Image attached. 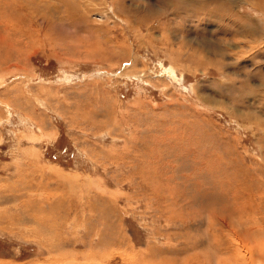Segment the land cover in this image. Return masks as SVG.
Listing matches in <instances>:
<instances>
[{"label": "rangeland", "instance_id": "rangeland-1", "mask_svg": "<svg viewBox=\"0 0 264 264\" xmlns=\"http://www.w3.org/2000/svg\"><path fill=\"white\" fill-rule=\"evenodd\" d=\"M176 1L0 0V264H264V0Z\"/></svg>", "mask_w": 264, "mask_h": 264}, {"label": "bare ground", "instance_id": "bare-ground-1", "mask_svg": "<svg viewBox=\"0 0 264 264\" xmlns=\"http://www.w3.org/2000/svg\"><path fill=\"white\" fill-rule=\"evenodd\" d=\"M172 2V1H171ZM177 2H179V3H177ZM165 3H167V2H165ZM167 4H169V3H167ZM177 4H178V6L180 7V8H183V7H186V6H190L192 3H190L189 2V0H187V1H183V0H178V1H176V6H177ZM199 5L200 6H202V7H213V6H219L220 5V2H218V1H216V0H211V1H202V2H200L199 3ZM211 5H213V6H211ZM197 17V16H196ZM200 43V42H199ZM169 71V70H168ZM171 71V70H170ZM169 71V72H170ZM170 73H172V76H173V72L171 71ZM175 73V72H174ZM67 179V178H66ZM69 180V179H68ZM74 181V180H73ZM75 185H73L72 187H74ZM79 186V185H78ZM77 188V187H76ZM49 191V190H48ZM53 194V193H52ZM51 195V193H47V197H49ZM225 222L223 223V225L224 226H227V227H229V222H227L226 220H224ZM231 225V224H230ZM213 228V230L215 229V226H214V224L212 225V227H211V229ZM211 229H210V231H211ZM217 230V229H216ZM233 230V229H232ZM256 230V229H255ZM259 230V229H258ZM249 233H251L250 231H248ZM233 234H235V236L237 237V240L234 242V245L236 246V248H235V251H239L240 249H241V247H243L244 248V250H245V252L247 253V255L249 256V259L248 258H246L245 257V255L244 256H242V258L246 261V263L248 262L246 259H248V260H250L251 259V257H252V253H251V251H250V249L248 248V246L250 245H245V244H247V243H249L248 242V236H243L242 234H239V233H233ZM236 239V238H235ZM219 240V239H218ZM216 244V247H218V248H220V245H221V242H217V243H215ZM226 244V243H225ZM255 247H257V248H259L262 252H263V249H264V246H263V244H259V242L257 243V245H255ZM223 248V247H222ZM233 248V247H232ZM54 250V249H53ZM55 252V251H54ZM251 253V254H250ZM72 255V254H71ZM68 256V255H67ZM70 256V255H69ZM62 260H64V259H62ZM115 261V260H114ZM245 261H243V260H241V261H238V259H236L234 262L236 263V264H245ZM61 262H63V261H61ZM252 262V261H251ZM234 263V264H235ZM61 264V263H60ZM72 264V263H71ZM73 264H75V263H73ZM109 264H111V263H109ZM220 264H230V263H228V262H225V261H221L220 262Z\"/></svg>", "mask_w": 264, "mask_h": 264}]
</instances>
